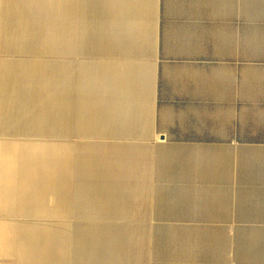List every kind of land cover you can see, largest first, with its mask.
Wrapping results in <instances>:
<instances>
[{"label": "crops", "instance_id": "obj_1", "mask_svg": "<svg viewBox=\"0 0 264 264\" xmlns=\"http://www.w3.org/2000/svg\"><path fill=\"white\" fill-rule=\"evenodd\" d=\"M78 65L150 68L151 123L93 122ZM0 128V264H143L209 194L203 264H264V0H0Z\"/></svg>", "mask_w": 264, "mask_h": 264}, {"label": "rangeland", "instance_id": "obj_2", "mask_svg": "<svg viewBox=\"0 0 264 264\" xmlns=\"http://www.w3.org/2000/svg\"><path fill=\"white\" fill-rule=\"evenodd\" d=\"M84 66H77V94L78 96L83 95V96H88V98L85 100L87 102L88 100L93 99L94 96H92L93 88L97 87L100 85L98 81L94 80H87L86 77L82 75V69ZM85 67H92L93 66H85ZM110 68L107 72L106 75L102 78L101 81L102 83L106 84L105 88V96L108 98V103H109V109L114 108L115 110L121 109V101L122 97L119 94V88L118 85L122 84L123 81V75L126 72V70H130L132 67H108ZM136 68V67H135ZM142 68V74L144 83L146 87L148 86L147 89V95H150V68L148 67H139ZM86 76V73H85ZM120 88H123L122 85H120ZM106 97H104V103H106ZM151 110V107H150ZM151 114V111L150 113ZM152 115V114H151ZM151 115H150V120L149 123H151ZM22 135L18 133H11V132H4L0 128V140L7 139V138H16V139H21ZM164 139V141L162 140ZM152 144L156 145H162V144H167L171 145L170 141L165 140V136L161 134H156L152 135V138L150 140ZM176 146V145H174ZM200 184L202 186H207L210 187L212 186V179L209 176H205L204 179L201 178ZM167 188H176L175 186H167ZM201 199V198H200ZM212 203V196L211 194L209 195H204L202 197V202L201 200L199 203L195 206H190L187 208V210L181 209V208H176L175 210V215H177L176 218L174 219H169L165 223L169 225H178V226H186L188 231L191 228H198L197 231L191 230L190 231V237L188 239H182V240H173L170 239L167 236H159L153 235L152 237V243H149V246L152 248V258L146 259L145 262L144 260L141 261L143 264H203V251L209 250L211 255V250H212V238H213V231L214 227L212 226H199L198 224L202 223L201 220H197V213H200L199 209L203 206L204 204H211ZM189 209H193L190 214L193 215V218H189L187 220L183 215H186L189 211ZM154 211V210H153ZM152 211V212H153ZM180 215L182 218L180 219L178 217ZM21 216H18L20 218ZM72 218L74 216H71ZM23 218V217H22ZM189 222V223H188ZM152 223H164L161 220L156 221L153 220ZM187 223V224H186ZM192 225H189L191 224ZM195 234V235H194ZM171 249H181L182 252L180 254H172L170 253ZM160 252H163V254H160ZM207 262V260L204 261V264Z\"/></svg>", "mask_w": 264, "mask_h": 264}, {"label": "bare ground", "instance_id": "obj_3", "mask_svg": "<svg viewBox=\"0 0 264 264\" xmlns=\"http://www.w3.org/2000/svg\"><path fill=\"white\" fill-rule=\"evenodd\" d=\"M195 14H196V12H195ZM205 15H207V14H205ZM196 21H198V20H196ZM202 25H204V24H202ZM205 28H207V27H205ZM109 69L110 68H108V67H101V66H95V65L93 66V68L84 66L82 69V75L84 77H86L87 80H94V81H98L100 83V85L93 88V92H92V96H94L93 99L88 100L86 102L87 108L85 106V110L88 112L87 116L91 112L90 116L93 117V122L106 123V124H111V125L118 124V123L123 124V125H133V124H140L141 125L144 123H149L150 115H151V114H149L151 111L150 110V99L151 98H150V95H147L148 86L146 87V85L144 83H142V81H144V79L142 80V78H143L142 71L143 70H142V68H139V67H136V68L132 67L130 70H126V72L123 75V81L124 82L122 84L118 85L119 94L122 97V101H121L122 105L120 107H121V109H123V111H121L119 109L115 110L114 108L110 109V111H108V112L105 111L106 107H105V103H104V97H106L105 96L106 84L102 83L103 81H101V80L106 75V72ZM85 73H86V76H85ZM195 82H196V80H195ZM120 85H122L123 88H120ZM192 86H194V85H192ZM181 88H183V87H181ZM184 88H186V87H184ZM194 90H195V88H194ZM194 90H193V92H194ZM227 98H228V96H227ZM201 113H203V112H201ZM172 117H174V116H172ZM176 120H177V118H176ZM162 140L164 141V139H162ZM198 148L205 149L206 152L203 151L205 153V159H209L208 158L209 155L207 154V152H208L207 150H211V147L209 145H205V146L204 145H198ZM205 161H206V163H205L204 170L207 171V170H209V164H208V160H205ZM162 171H165V170H162Z\"/></svg>", "mask_w": 264, "mask_h": 264}]
</instances>
